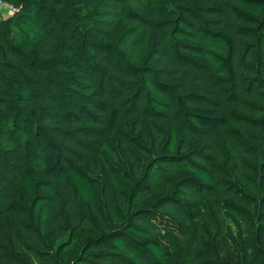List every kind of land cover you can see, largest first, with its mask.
<instances>
[{
    "label": "trees",
    "instance_id": "1",
    "mask_svg": "<svg viewBox=\"0 0 264 264\" xmlns=\"http://www.w3.org/2000/svg\"><path fill=\"white\" fill-rule=\"evenodd\" d=\"M1 1L0 264H264V0Z\"/></svg>",
    "mask_w": 264,
    "mask_h": 264
},
{
    "label": "rangeland",
    "instance_id": "2",
    "mask_svg": "<svg viewBox=\"0 0 264 264\" xmlns=\"http://www.w3.org/2000/svg\"><path fill=\"white\" fill-rule=\"evenodd\" d=\"M5 9H0L1 15H0V21L2 19H5L8 17V15L5 14L3 11ZM233 113L229 115V128L232 130H237L241 127V123H244L247 118H258L261 114V110L256 105H248V104H242L239 108H236L235 110H232ZM218 138H224L227 140L228 144H232V140L222 132L216 133L213 138H211L208 141V155L210 156V159L208 163H206V166L209 167V169L212 167L213 163H220L221 161V155L219 152V149L216 145V139ZM212 173V170H211ZM4 264H12L9 262H4Z\"/></svg>",
    "mask_w": 264,
    "mask_h": 264
},
{
    "label": "built area",
    "instance_id": "3",
    "mask_svg": "<svg viewBox=\"0 0 264 264\" xmlns=\"http://www.w3.org/2000/svg\"><path fill=\"white\" fill-rule=\"evenodd\" d=\"M8 9V10H10V11H12L13 10V8L10 6V5H8V4H6L5 2H3V1H1L0 0V9Z\"/></svg>",
    "mask_w": 264,
    "mask_h": 264
},
{
    "label": "crops",
    "instance_id": "4",
    "mask_svg": "<svg viewBox=\"0 0 264 264\" xmlns=\"http://www.w3.org/2000/svg\"><path fill=\"white\" fill-rule=\"evenodd\" d=\"M3 11H4L5 14L8 15V16L11 15V12H12V11H10V10H8V9H5V10H3ZM1 14H2V13H1V11H0V15H1Z\"/></svg>",
    "mask_w": 264,
    "mask_h": 264
}]
</instances>
